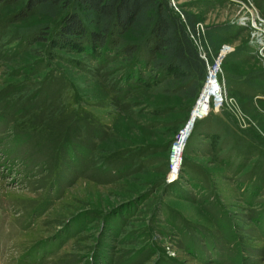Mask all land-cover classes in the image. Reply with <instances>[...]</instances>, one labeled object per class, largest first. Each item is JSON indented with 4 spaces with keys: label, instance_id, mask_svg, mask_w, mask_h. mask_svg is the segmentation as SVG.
<instances>
[{
    "label": "rangeland",
    "instance_id": "374dc122",
    "mask_svg": "<svg viewBox=\"0 0 264 264\" xmlns=\"http://www.w3.org/2000/svg\"><path fill=\"white\" fill-rule=\"evenodd\" d=\"M169 2L196 98L144 54L55 47L68 8L0 0V264H264V0ZM223 45L227 99L195 118Z\"/></svg>",
    "mask_w": 264,
    "mask_h": 264
},
{
    "label": "trees",
    "instance_id": "16d2710c",
    "mask_svg": "<svg viewBox=\"0 0 264 264\" xmlns=\"http://www.w3.org/2000/svg\"><path fill=\"white\" fill-rule=\"evenodd\" d=\"M28 8L39 9L56 17L67 9L59 21L58 39L53 45L71 51L91 50L98 59L105 49L121 48L134 59L144 54L157 73L172 77L174 82L190 83L192 98H196L206 76L205 59L191 38L196 33L195 22L185 13V22L174 13L169 0H27ZM94 24L97 29L90 26ZM220 28V26L210 27ZM43 28V27H42ZM138 30L137 38L117 41V35ZM41 29L34 32L40 39ZM211 37V36H210ZM217 54L219 45L210 38ZM155 76H153L154 78ZM156 80H159L156 78Z\"/></svg>",
    "mask_w": 264,
    "mask_h": 264
},
{
    "label": "built area",
    "instance_id": "2783aa9c",
    "mask_svg": "<svg viewBox=\"0 0 264 264\" xmlns=\"http://www.w3.org/2000/svg\"><path fill=\"white\" fill-rule=\"evenodd\" d=\"M232 50V48L229 45H223V47L220 49L216 61L212 66L209 68V73L207 76V82H206V87L212 88L213 96L212 98V104L213 106L220 107L222 106L226 99V90L225 86L220 79V74L222 72V67L221 63L223 62L224 58L226 55ZM174 170L172 164H171V172ZM177 172V171H176Z\"/></svg>",
    "mask_w": 264,
    "mask_h": 264
},
{
    "label": "bare ground",
    "instance_id": "6f19581e",
    "mask_svg": "<svg viewBox=\"0 0 264 264\" xmlns=\"http://www.w3.org/2000/svg\"><path fill=\"white\" fill-rule=\"evenodd\" d=\"M211 89L212 88H210L209 86L207 88H205V90H204L205 95L203 94L204 96L202 97V102L199 106L200 108L198 110L196 109L197 111L195 112V115H194L195 118L202 119L206 116V113L208 111L207 106H209V104L211 102V97L213 96V92ZM205 109H206V111H205ZM204 112H205V114H204ZM185 132L187 133V131H185ZM181 144H182V141L178 140L172 149V163H173V168H174V170H172V172H176V171L180 170L179 168H180V163H181V161H180L181 160ZM173 174L174 173H172V175Z\"/></svg>",
    "mask_w": 264,
    "mask_h": 264
}]
</instances>
